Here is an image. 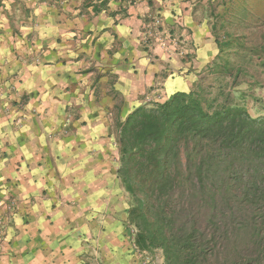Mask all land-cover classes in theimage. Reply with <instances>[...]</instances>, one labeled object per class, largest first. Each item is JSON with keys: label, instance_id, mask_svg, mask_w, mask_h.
I'll use <instances>...</instances> for the list:
<instances>
[{"label": "crops", "instance_id": "obj_1", "mask_svg": "<svg viewBox=\"0 0 264 264\" xmlns=\"http://www.w3.org/2000/svg\"><path fill=\"white\" fill-rule=\"evenodd\" d=\"M217 2L0 0V264H78L72 223L109 208L110 123L197 82ZM153 19L192 56L149 46Z\"/></svg>", "mask_w": 264, "mask_h": 264}, {"label": "trees", "instance_id": "obj_2", "mask_svg": "<svg viewBox=\"0 0 264 264\" xmlns=\"http://www.w3.org/2000/svg\"><path fill=\"white\" fill-rule=\"evenodd\" d=\"M117 143L138 250H161L163 264H264V115L228 84L134 108Z\"/></svg>", "mask_w": 264, "mask_h": 264}, {"label": "rangeland", "instance_id": "obj_3", "mask_svg": "<svg viewBox=\"0 0 264 264\" xmlns=\"http://www.w3.org/2000/svg\"><path fill=\"white\" fill-rule=\"evenodd\" d=\"M208 15L210 19L206 24L214 39L215 53L211 66L197 73V82L190 89L199 85V82L204 86L214 83L228 84L235 101L244 106L251 116H263L264 0H218ZM163 40L164 36H161L154 45L158 44L160 48L166 49L165 52L182 59L191 55L188 50L184 51L181 43L187 44V41H179L176 35L167 36L165 46L161 44ZM190 44L188 42L187 45ZM149 46L153 47L152 44ZM153 91L154 95L149 89L141 95L140 105L150 106L157 102L153 101L154 97L162 98V92L158 90L157 95L155 89ZM122 122L110 123L112 152L110 151L109 161L113 178L107 187L109 208L102 210L101 206L104 204H100L93 214L91 211L84 215L79 214L76 222L72 223L78 226L74 228L73 239L81 243L78 250L72 251L73 256L78 258V264H121L119 261H123V258L131 259L138 253H142L140 257L144 264L164 263L161 250L140 251L134 245L135 228L128 219L132 198L117 175V138ZM8 210L10 209L6 207V214ZM2 217L3 213L0 214V229Z\"/></svg>", "mask_w": 264, "mask_h": 264}, {"label": "built area", "instance_id": "obj_4", "mask_svg": "<svg viewBox=\"0 0 264 264\" xmlns=\"http://www.w3.org/2000/svg\"><path fill=\"white\" fill-rule=\"evenodd\" d=\"M158 24V20H156V19H153L152 20V22L150 23V31H148L147 32V39H146V41L148 40V45L149 44H152V45H154V43H158V38H161V33L159 32V30H158V32L155 34V32H154V30H153V27L154 26H156ZM165 38H164V40L161 42V44L163 45V46H165Z\"/></svg>", "mask_w": 264, "mask_h": 264}]
</instances>
